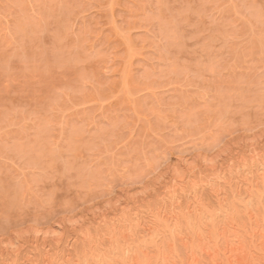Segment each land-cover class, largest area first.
Segmentation results:
<instances>
[{
  "label": "rangeland",
  "instance_id": "obj_1",
  "mask_svg": "<svg viewBox=\"0 0 264 264\" xmlns=\"http://www.w3.org/2000/svg\"><path fill=\"white\" fill-rule=\"evenodd\" d=\"M263 159L264 0H0V264H122L125 231L187 264L193 188L264 223Z\"/></svg>",
  "mask_w": 264,
  "mask_h": 264
},
{
  "label": "bare ground",
  "instance_id": "obj_2",
  "mask_svg": "<svg viewBox=\"0 0 264 264\" xmlns=\"http://www.w3.org/2000/svg\"><path fill=\"white\" fill-rule=\"evenodd\" d=\"M253 147V146H252ZM208 159V158H207ZM210 159H212V158H210ZM216 160V159H215ZM264 160V159H263ZM208 161V160H207ZM217 161V160H216ZM255 161V160H254ZM253 161V162H254ZM214 162V159L212 160V162H211V164H209L210 165V167H211V169H215V162ZM261 166V165H260ZM178 167V166H177ZM256 167V166H255ZM217 168V167H216ZM252 168H253V166H252ZM260 167H258V180H260L259 182H257L258 184L260 183L261 184V182H262V184H263V182H264V167H262V169L260 168ZM175 169V168H174ZM219 170V169H218ZM256 170V169H255ZM254 170V171H255ZM209 171V170H208ZM211 171V170H210ZM215 171V170H214ZM249 171V170H248ZM213 172V171H212ZM216 172H218L217 170H216ZM223 172V171H222ZM215 173V172H214ZM254 173V172H253ZM176 174V173H175ZM242 174V173H241ZM174 175V174H173ZM192 175H194V174H192ZM216 175V174H215ZM255 175V174H254ZM253 175V176H254ZM257 175V174H256ZM178 176V175H177ZM183 176V175H182ZM182 176L181 177H179V179L180 180H175V179H173V181L175 180V181H178L177 183H179V182H182L183 181V178H182ZM241 176V175H240ZM243 176V175H242ZM171 177H173L172 175H171ZM245 177H246V175H245ZM190 178V177H189ZM209 178V177H208ZM220 178V177H219ZM242 178V177H241ZM244 178V177H243ZM184 179H186V178H184ZM211 179V178H210ZM247 180H248V177L246 178ZM250 179H252V178H250ZM255 179V178H254ZM189 180V179H188ZM205 180V179H204ZM215 180V179H214ZM228 180V179H227ZM253 180V179H252ZM257 180V181H258ZM187 181V180H186ZM198 182V181H197ZM209 182V181H208ZM215 182H217V179H216V181ZM230 182V181H229ZM246 182V181H245ZM244 182V183H245ZM170 183V182H169ZM176 183V182H175ZM174 183V184H175ZM183 183V182H182ZM190 183V182H189ZM192 183V182H191ZM212 183V182H211ZM253 183V182H252ZM255 183V182H254ZM181 186H182V184L181 183H179ZM227 184V183H226ZM229 184V183H228ZM227 184V185H228ZM177 185V184H176ZM176 185H174V186H176ZM180 185H178L179 187H181ZM187 185V184H186ZM185 185V186H186ZM196 185V184H195ZM201 185V184H200ZM238 185V184H237ZM247 185H249V184H247ZM264 185V184H263ZM171 186V185H170ZM216 186V185H215ZM221 186H223V185H221ZM220 186V187H221ZM252 186V185H251ZM256 186H258L259 187V185H257L256 184ZM255 185H254V187L253 188H257ZM188 187V186H187ZM195 187V186H194ZM197 187H198V185H197ZM200 187V186H199ZM238 187V186H237ZM242 187V186H241ZM250 187V186H249ZM173 188V187H172ZM202 188H204V185H203V187ZM209 188V187H208ZM253 188L251 189V190H253ZM264 188V187H263ZM169 189V188H168ZM176 189V188H175ZM194 189V196L192 195V197H194V201H193V203L191 204V206H188V208H187V211L183 214V216H184V218L185 219H187V220H189L190 221V223L192 222V221H194L193 223H194V226H193V228H192V230H193V233H192V231H190L191 232V235H190V233L188 234V235H190V237H188V235H183V234H181V233H178V239L180 240L179 242H182V244H183V247H186V249H184V250H188V252H187V254H188V256H185V257H187V259H185L186 260V262H187V264H200L201 262V259L202 258H200L199 259V257H201L202 255H204V256H206L205 258L206 259H208L209 260V262H210V264H264V262L262 263L260 260L258 261L257 259H256V256H258L259 255V253H261L260 255H264V223L261 221V219H260V221H261V223L258 221V219L256 218V216H255V214H254V212L255 211H252V210H250V209H248L249 207H250V205H248V204H250V203H252V202H250V203H248L247 205H246V207L248 206V208H246L247 210H246V216L248 217V220H249V226L247 225L246 227H245V225L242 227H239V225H237V224H235L234 223V219L232 220V219H229L231 216H229V220L227 219V221H229V222H227L226 221V223H224V224H222L221 226H217L215 223H214V219H215V217H216V215H215V217L213 216V215H210V214H213V213H210V214H206V215H202V213H200V212H198V210L199 209H197L198 207V199H199V197L196 195L197 193H196V191H198V189L197 188H193ZM200 189V188H199ZM173 190V189H172ZM191 190V189H190ZM257 190V189H256ZM262 190V189H261ZM177 192H178V190H176ZM176 191H174V192H176ZM189 191V190H188ZM211 191V190H210ZM213 191H215V195L216 196H219V190H213ZM174 192H172L173 194L172 195H174ZM176 192V193H177ZM200 192V191H199ZM246 192V191H245ZM253 192V191H252ZM251 192V193H252ZM170 193V192H169ZM169 193H168V195H169ZM179 193V192H178ZM248 193V192H247ZM246 193V194H247ZM250 193V192H249ZM256 193V192H255ZM262 193V192H261ZM188 194V193H187ZM253 194V193H252ZM263 194V199H264V193H262ZM179 195V194H178ZM182 195V194H181ZM191 195V194H190ZM223 195V194H222ZM198 198H197V197ZM169 198V197H168ZM174 198V197H173ZM172 198V199H173ZM176 198V197H175ZM247 198V197H246ZM252 198V197H251ZM256 198V197H255ZM179 199V198H178ZM260 199H261V197H260ZM200 200V199H199ZM258 200V199H257ZM178 201V200H177ZM190 201V200H189ZM263 201V200H262ZM179 202V201H178ZM258 202V201H257ZM181 203V202H180ZM197 203V204H196ZM264 203V202H263ZM119 203H117V205H118ZM121 204V203H120ZM170 204V203H169ZM189 204V203H188ZM194 204L196 205V207L194 206ZM203 204V203H202ZM220 204V203H219ZM243 204V203H242ZM256 204V203H255ZM165 206V205H164ZM168 206V205H167ZM166 206V207H167ZM170 206V205H169ZM202 206V205H201ZM259 206V205H258ZM263 206V205H262ZM163 207V206H162ZM177 207H178V205H177ZM177 207H175V208H177ZM183 207V206H182ZM204 207V206H203ZM221 207V206H220ZM117 208H118V206H117ZM122 208V207H121ZM124 208V207H123ZM165 208V207H164ZM173 208V207H172ZM172 208H171V210H172ZM218 208V207H217ZM261 208V207H260ZM119 209V208H118ZM205 209V208H204ZM208 209V208H207ZM224 209V208H223ZM252 209V208H251ZM167 210V209H166ZM165 210V211H166ZM177 210V209H176ZM182 210V209H181ZM214 210V209H213ZM126 211V210H125ZM164 211V212H165ZM202 211V210H201ZM223 211V210H222ZM226 211V210H225ZM122 212V211H121ZM124 212V211H123ZM158 212V211H157ZM163 212V210H161L160 212H158L156 215H155V222L153 221V223H146V224H143V222H141L140 224H136L137 226H139V227H141V229H142V232H143V234H144V236L145 237H150V243L152 242V246H153V244L154 243H157L158 241H162L161 239L160 240H158L159 239V237H160V234L158 233V230H157V227L158 226H156L158 223L157 222H160L161 223V225L162 224H165L166 226L168 225V223L171 221V222H178V219H179V217H181L180 216V214L178 215L177 214V212H176V214L177 215H175V214H169V213H164ZM172 212V211H171ZM212 212V211H211ZM200 213V214H199ZM205 213H207V212H205V210H204V213L203 214H205ZM224 214V213H223ZM232 215V214H231ZM245 215V214H244ZM106 216V215H105ZM124 216V215H123ZM182 216V217H183ZM246 216H245V218H246ZM150 217V216H149ZM154 217V216H153ZM225 217V216H224ZM258 217H259V215H258ZM98 218V217H97ZM235 218V217H234ZM115 219V218H114ZM134 219V218H133ZM133 219H131V220H133ZM138 219V218H137ZM154 219V218H153ZM181 219V218H180ZM247 219V218H246ZM100 220V219H99ZM124 220V219H123ZM182 220V219H181ZM110 221H112V220H110ZM137 221V220H136ZM195 221H196V223H195ZM217 221V220H216ZM75 222V221H74ZM104 222V221H103ZM120 222V221H119ZM121 222H123L122 220H121ZM133 222V221H132ZM71 223V222H70ZM118 223V222H117ZM187 223V222H186ZM239 223V222H238ZM242 223V222H241ZM245 223H248V222H245ZM72 224H73V222H72ZM76 224H78V223H76ZM103 224V223H102ZM120 224V223H119ZM182 224V223H181ZM183 224H185V223H183ZM188 224V223H187ZM192 224V223H191ZM240 224V223H239ZM71 225V224H70ZM101 225V224H100ZM125 225V224H124ZM159 225V224H158ZM106 226V225H105ZM109 226V225H108ZM114 226V225H113ZM118 226V225H117ZM164 226V225H163ZM176 226H178V225H176ZM183 226V225H182ZM185 226V225H184ZM191 226V225H190ZM73 227V226H72ZM112 227V226H111ZM125 227V226H124ZM179 228H180V224H179V226H178ZM120 228H121V226H120ZM138 228V227H137ZM159 228V227H158ZM177 228V227H176ZM189 228V227H188ZM191 228V227H190ZM189 228V229H190ZM65 229V228H64ZM161 229V228H160ZM188 229V230H189ZM42 230V229H41ZM56 230V229H55ZM55 230H50V232H44V234H43V232H40V233H42V235H44L45 237H49V236H51L52 237V239H53V242H54V240L55 241H57V243H58V238H57V236H59V233H58V230H56L57 232H55ZM106 230H107V228H106ZM133 230V229H132ZM139 230V229H138ZM137 230V231H138ZM175 230V229H174ZM186 229H184V231H185ZM188 230H186V232L188 231ZM117 231V230H116ZM125 231V230H124ZM128 231V230H127ZM134 231V230H133ZM160 231V230H159ZM171 231V230H170ZM106 232V231H105ZM113 232V231H112ZM126 232V231H125ZM125 232H123L124 233V236H122V237H124L123 239L126 241V245H124V247L123 248H121V250L120 251H118V253L115 251L114 252V254L116 253V255L118 254V255H120L121 257H122V261H123V263L122 264H155V262H157V264H178L177 262L178 261H176V260H171L173 257H171L170 255H169V257L168 256H163V254L160 252V250H158L160 253L159 254H157V256L156 257H154L153 255H151V251H150V253L149 252H147V250L149 251V248L147 249V248H145V246L143 247V248H145V249H147V250H138V251H140V252H138V253H136V251H135V249L133 248L134 246H132L131 245V243H129L128 242V239H129V237H128V233L127 234H125ZM174 232V231H173ZM179 232H180V230H179ZM58 235H57V234ZM139 233V232H138ZM177 233V232H176ZM185 233V232H184ZM64 234V233H63ZM112 234H115V233H112ZM133 234V233H132ZM185 234H187V233H185ZM49 235V236H48ZM87 235V234H86ZM118 235V234H117ZM117 235H115V236H117ZM137 235V234H136ZM84 236V235H83ZM90 236V235H89ZM107 236H109V235H107ZM135 236V235H134ZM141 236V235H140ZM174 236V235H173ZM86 237V236H85ZM114 237V236H113ZM132 237V236H131ZM142 237V236H141ZM168 237H170V234L168 235ZM41 238V237H40ZM50 238V237H49ZM128 238V239H127ZM134 238V237H133ZM144 238V237H143ZM142 238V239H143ZM171 238H173V237H171ZM171 238H169V241L171 240ZM37 239V238H36ZM45 239H47V238H45ZM114 239V238H113ZM173 239H176V238H173ZM178 239H176V241L178 240ZM50 240V239H49ZM62 240V239H61ZM85 240V239H84ZM90 240V239H89ZM116 240V239H115ZM144 240V239H143ZM122 241V240H121ZM140 241V240H139ZM145 241V240H144ZM176 241H174V242H176ZM118 242V241H117ZM134 242H136V241H134ZM171 242V241H170ZM173 242V241H172ZM4 243V242H3ZM90 243V242H89ZM124 243V242H123ZM129 243V244H128ZM141 243V242H140ZM177 243V242H176ZM5 244V243H4ZM19 244V243H18ZM49 244H50V242H49ZM118 244V243H117ZM134 244V243H133ZM146 244V243H145ZM144 244V245H145ZM13 245H14V243H13ZM12 244L10 245L11 247L13 246ZM102 245V244H101ZM115 245V244H114ZM128 245V246H127ZM155 245H157V244H154V246ZM158 245H159V242H158ZM157 245V246H158ZM15 246V245H14ZM17 246V245H16ZM60 246V245H59ZM117 246V245H116ZM120 246V245H119ZM135 246H137V245H135ZM141 246V245H140ZM157 246H155V247H157ZM170 246V248L172 247V245H169ZM19 247H20V245H19ZM19 247H17V248H19ZM55 247H56V244H55ZM89 247V246H88ZM97 247H98V245H97ZM111 247V246H110ZM146 247H148V246H146ZM159 247V246H158ZM174 247V246H173ZM7 248V247H6ZM9 248V247H8ZM13 248V247H12ZM22 248V247H21ZM90 248V247H89ZM91 248H93V247H91ZM91 248H90V250H91ZM140 248V247H139ZM138 248V249H139ZM152 248V247H151ZM14 249V248H13ZM13 249H12V251H13ZM58 249V248H57ZM94 249V248H93ZM92 249V250H93ZM98 249V248H97ZM96 249V250H97ZM100 249V248H99ZM162 249V248H161ZM176 249V248H175ZM21 250V249H20ZM152 250H154V249H152ZM163 250V249H162ZM19 251V250H18ZM17 251V249L15 248V252H18ZM98 251V250H97ZM164 251V250H163ZM14 252V251H13ZM20 252V251H19ZM50 252V251H49ZM67 252V251H66ZM108 252H110V251H108ZM154 252V251H153ZM256 252H258V254L256 253ZM46 253H48V252H46ZM198 253H199V256H198ZM257 255H256V254ZM3 254V253H2ZM108 254V253H107ZM166 254V253H165ZM184 254H186V253H184ZM186 254V255H187ZM200 254H202V255H200ZM9 255V254H8ZM44 255V254H43ZM46 255V254H45ZM90 254H88V256H89ZM94 255V254H93ZM100 255V254H99ZM109 255V254H108ZM116 255H115V258H116ZM10 256V255H9ZM44 257V256H43ZM90 257H91V255H90ZM94 257H95V255H94ZM110 257V256H109ZM109 257H107V258H109ZM114 257V256H113ZM154 257V258H153ZM184 257V258H185ZM203 257V256H202ZM263 257V256H262ZM10 258V257H9ZM12 258V257H11ZM47 258V257H46ZM53 258V257H52ZM61 258V257H60ZM87 258V257H86ZM91 258H93V256L91 257ZM99 258H101V257H99ZM117 258H118V256H117ZM204 258V257H203ZM261 258V257H260ZM43 259V258H42ZM50 259H51V257H50ZM49 258H47V259H45L47 262H45V263H48V262H50L51 260H50ZM64 259V258H63ZM102 259V258H101ZM101 259H97V257H95V262H98V263H102L101 261H103V260H101ZM105 259V258H104ZM205 259V260H206ZM7 260V259H6ZM17 260V259H16ZM44 260V261H45ZM50 260V261H49ZM61 260V259H60ZM91 260V259H90ZM106 260V259H105ZM110 260V259H109ZM203 260V259H202ZM207 260V261H208ZM262 260V259H261ZM36 261V260H35ZM34 261V262H35ZM56 261V260H55ZM72 261V260H71ZM107 261V260H106ZM10 262H11V260H10ZM53 262V261H52ZM58 262H60V261H58ZM62 262V261H61ZM176 262V263H175ZM204 262V261H203ZM57 263V262H56ZM93 263V262H92ZM105 264H106V262H104ZM35 264V263H34ZM37 264H38V262H37ZM49 264H52V263H49ZM54 264V263H53ZM60 264V263H59ZM108 264V263H107ZM110 264V263H109ZM205 264H207L206 262H205ZM209 264V263H208Z\"/></svg>",
  "mask_w": 264,
  "mask_h": 264
}]
</instances>
